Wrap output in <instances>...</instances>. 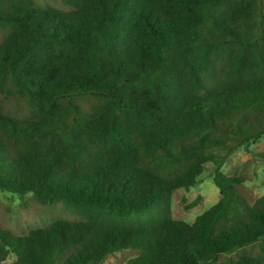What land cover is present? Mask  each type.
Listing matches in <instances>:
<instances>
[{
	"label": "trees",
	"instance_id": "16d2710c",
	"mask_svg": "<svg viewBox=\"0 0 264 264\" xmlns=\"http://www.w3.org/2000/svg\"><path fill=\"white\" fill-rule=\"evenodd\" d=\"M59 1L0 0V191L56 215L0 264H264V195L221 171L264 136V0ZM207 163L219 200L175 220Z\"/></svg>",
	"mask_w": 264,
	"mask_h": 264
},
{
	"label": "rangeland",
	"instance_id": "374dc122",
	"mask_svg": "<svg viewBox=\"0 0 264 264\" xmlns=\"http://www.w3.org/2000/svg\"><path fill=\"white\" fill-rule=\"evenodd\" d=\"M39 5H51L55 9L66 11L68 8L59 0H34ZM37 3V4H38ZM264 136L248 149H240L225 159L221 171L227 176L244 173L248 180L240 191L249 203L264 195ZM213 166L205 165V171L198 178L196 185L188 190L177 189L172 194L171 214L175 220L192 223L194 219L210 209L220 198L217 188L212 182ZM199 196V204L187 208ZM16 195L0 191V228L8 229L16 235H24L35 227L47 226L56 215L49 211L28 204L25 209L20 207ZM255 247L238 250L227 257L235 258L239 254H255ZM137 254L123 251L108 257L102 264H125Z\"/></svg>",
	"mask_w": 264,
	"mask_h": 264
}]
</instances>
